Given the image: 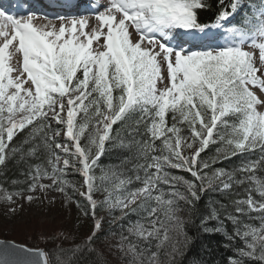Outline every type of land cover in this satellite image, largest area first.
<instances>
[{
    "label": "snow or ice",
    "instance_id": "obj_1",
    "mask_svg": "<svg viewBox=\"0 0 264 264\" xmlns=\"http://www.w3.org/2000/svg\"><path fill=\"white\" fill-rule=\"evenodd\" d=\"M208 7L206 0H106L94 7L96 23L90 25L87 16L45 17L47 23L37 24L34 13L16 16L0 6V165L17 154L44 155V164L28 172L25 188L0 187V198L32 203L49 191L61 193L94 222L85 245L101 228L98 208L110 215L118 211V219L137 213L141 220L128 232L163 244L181 223L178 201L191 206L214 183L222 192L248 185L244 198L233 201L239 215L227 214L236 225L228 239L244 245L230 264L264 262V179L256 176L264 168V0L249 6L241 25L227 27L230 39L223 45L184 47L197 34L224 28L242 3L229 0L212 22H202L199 10ZM246 44L259 50V66ZM117 124L127 141L114 129ZM25 129L26 150L12 143ZM211 144L218 145L216 154L205 159L201 153ZM109 145L132 153L134 175L114 169L95 175ZM257 149L258 160L233 172L213 168ZM69 169L83 177L82 184L66 179ZM97 192L105 193L102 200L94 198ZM212 218L219 219L215 211ZM127 240L122 237V251ZM127 251L133 264H158V252L130 241ZM177 251L173 246L170 255ZM0 264L49 261L42 250L0 245Z\"/></svg>",
    "mask_w": 264,
    "mask_h": 264
},
{
    "label": "trees",
    "instance_id": "obj_2",
    "mask_svg": "<svg viewBox=\"0 0 264 264\" xmlns=\"http://www.w3.org/2000/svg\"><path fill=\"white\" fill-rule=\"evenodd\" d=\"M206 2L209 7L199 10L202 22H212L215 15L222 8L229 6V0H224L223 5H221L220 0H206ZM255 2L256 0H241L242 7H239L233 13L234 15L232 14L230 26L241 25L249 14V6ZM229 11H231L230 7ZM114 129L120 131L121 137L127 141V135L121 130L120 124L114 125ZM26 135L27 129L14 137L13 145L21 146L26 150L28 145L22 144ZM159 143L157 141V144ZM217 146L211 144L204 153H201V156L205 159L214 156ZM261 155L262 153L257 149L254 152H247L222 160L213 165V168H224L233 172L250 160H258ZM133 163L132 153L128 149L121 148L118 145H109L98 161L99 166L95 168V175L102 174V170L114 169L132 176L134 175ZM37 164H44L42 152H38L35 156L25 155L21 158L17 154L15 157L9 158L6 160L5 165H0V187L8 192H16L25 188L28 181L27 174ZM171 171L175 175H182L186 179H191L190 174L187 172L181 170ZM236 175L241 177L244 174L236 172ZM256 176L264 179V168L258 170ZM82 178L78 172L72 169L67 172L66 179L77 186L81 184ZM135 183L133 186H135ZM247 186H234L229 192H222L217 190V184L214 183L211 188L199 193V199L195 200L193 205L189 206L183 201H178L179 210L176 215L181 223L175 232L170 231L168 233L170 239L163 244L155 238L150 241L140 240L128 232L131 225L135 224L137 220H141L139 214L129 213L122 219H118L116 218L120 216L118 211L110 215L107 209L100 208L97 210V217L108 213L107 218L110 221L106 218L109 222L103 224V227L100 228L93 241L88 245H85V241L93 232L65 234L59 226L44 225L39 219L29 227V231L33 236L25 238L23 241L32 247H44L52 264H57L58 260L69 261V264H133V255L127 251L128 241L137 244L140 249L148 248L153 252H158V264H230L232 259H240L237 248L244 245L239 238L228 239L229 236L234 234L236 225L227 218V214L239 215L234 212L235 205L233 201L244 198ZM178 188L182 192L185 191L183 185H178ZM165 190H167L166 186ZM77 198L83 202V198L78 196ZM71 205L72 207L67 210V213H74L78 209L75 203ZM214 211L219 219L212 218ZM251 215L256 217L258 214L251 213ZM240 219L242 222L259 225V221L255 219L247 220L245 217H240ZM43 228L49 229L45 239L39 236V232ZM205 228L210 231H205ZM185 236L187 240H185ZM122 237H127L128 240L124 241L125 251L123 256L118 258L117 254L111 252V249L115 246V243H122ZM176 241H179V243H176ZM157 245H160V247L157 248ZM173 246L178 251L170 255L173 252ZM244 264H264V262L245 259Z\"/></svg>",
    "mask_w": 264,
    "mask_h": 264
},
{
    "label": "rangeland",
    "instance_id": "obj_3",
    "mask_svg": "<svg viewBox=\"0 0 264 264\" xmlns=\"http://www.w3.org/2000/svg\"><path fill=\"white\" fill-rule=\"evenodd\" d=\"M102 2L105 3L106 0H102ZM27 15H29V13L25 14V16ZM35 23L43 24L45 22L43 20L37 19ZM214 37L215 41L218 42V46H220L222 42H224L223 36H221L219 32L214 33ZM244 47L245 50L254 52L257 66H259V50L251 48L247 44ZM13 64H16L15 59L13 60ZM13 75H16V73H13ZM185 154H187L186 150ZM100 175L98 174L97 177H99ZM43 182L50 183V181L48 180H44ZM82 182L83 178L81 180V184ZM82 190L83 189H81V191ZM104 196L105 193L103 192H97L94 194V198L98 201L102 200ZM11 207L16 208V211L14 213L9 211ZM71 207V204H66L63 195L56 191H49L40 200L33 201L32 203H27L23 200H17V203L9 204L4 199L0 198V239L13 240L18 243L25 244L23 240L25 238H31L33 236L32 233L29 231V227L32 226V223L38 219L44 225L59 226L62 229V232H65V234H74L75 232L80 234L88 232L92 233L94 230L93 220L90 217L83 216L79 209L74 211V213H67V210H70ZM100 216L98 217L103 218L101 224V227H103V224L108 223L110 219L107 218L108 213H104ZM106 218L109 221L106 220ZM48 231V228H43L39 232V236L42 239H45L48 234ZM112 251L115 253V255H118V258H120L123 256L125 247L122 251L121 244L115 243V246H113L111 249V252Z\"/></svg>",
    "mask_w": 264,
    "mask_h": 264
},
{
    "label": "water",
    "instance_id": "obj_4",
    "mask_svg": "<svg viewBox=\"0 0 264 264\" xmlns=\"http://www.w3.org/2000/svg\"><path fill=\"white\" fill-rule=\"evenodd\" d=\"M0 245H8V246H13L14 245L18 249L22 247L24 249L42 250L43 252H45L47 254V258H48L49 264H52L51 260H50V257H49V254H48L47 250L44 247L36 248V247L29 246L27 244H22V243H18L16 241H13V240H5V239H0Z\"/></svg>",
    "mask_w": 264,
    "mask_h": 264
},
{
    "label": "bare ground",
    "instance_id": "obj_5",
    "mask_svg": "<svg viewBox=\"0 0 264 264\" xmlns=\"http://www.w3.org/2000/svg\"><path fill=\"white\" fill-rule=\"evenodd\" d=\"M100 2H101V0H100ZM77 5H79V4H77ZM85 15H86V14H85ZM78 17H79V15H78ZM82 17H84V16H82ZM87 17H89L90 25L95 24V20H94V17H93L92 14L87 13Z\"/></svg>",
    "mask_w": 264,
    "mask_h": 264
}]
</instances>
